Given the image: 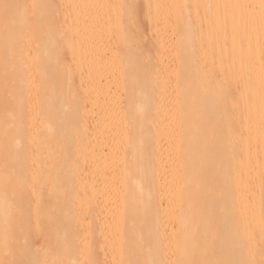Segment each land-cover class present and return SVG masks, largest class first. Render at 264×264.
Returning a JSON list of instances; mask_svg holds the SVG:
<instances>
[{
    "label": "bare ground",
    "instance_id": "1",
    "mask_svg": "<svg viewBox=\"0 0 264 264\" xmlns=\"http://www.w3.org/2000/svg\"><path fill=\"white\" fill-rule=\"evenodd\" d=\"M0 264H264V3L0 0Z\"/></svg>",
    "mask_w": 264,
    "mask_h": 264
},
{
    "label": "rangeland",
    "instance_id": "2",
    "mask_svg": "<svg viewBox=\"0 0 264 264\" xmlns=\"http://www.w3.org/2000/svg\"><path fill=\"white\" fill-rule=\"evenodd\" d=\"M263 3H264V0H261ZM252 7V5H250L249 3H248V9H250ZM148 35H149V33L147 32V37H148ZM146 39V38H145ZM150 38H148L147 40H149Z\"/></svg>",
    "mask_w": 264,
    "mask_h": 264
}]
</instances>
